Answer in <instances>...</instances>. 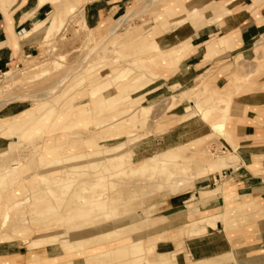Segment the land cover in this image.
Returning a JSON list of instances; mask_svg holds the SVG:
<instances>
[{"label":"rangeland","instance_id":"374dc122","mask_svg":"<svg viewBox=\"0 0 264 264\" xmlns=\"http://www.w3.org/2000/svg\"><path fill=\"white\" fill-rule=\"evenodd\" d=\"M17 1L19 0H12L13 3H7L8 8ZM171 1L138 0L135 4L129 5L123 14L116 16L103 27L98 26L94 29L86 27L82 13L76 12L75 8L71 11L64 4L66 11L63 9L65 14H63V18L65 19L62 21L59 31H55L57 33L52 34L53 36L51 35L49 38H43L39 47L40 54L24 59L18 68L12 64L0 71V99L16 96L19 98L16 101L0 104V124L7 127L5 122H10L18 114L26 115L27 109V113L32 112L29 118L33 121L36 120L27 127L26 132L20 138H15L18 131L13 132L11 136H0V153L8 149L12 141L11 151L8 150L7 153L0 154V167L14 163L20 164L19 168L14 171L12 178L7 183L1 184L2 187L0 185V253L11 252L25 255L26 261L28 260L26 264H148V259L150 262H156V264H188L191 261H196L182 254L184 252L183 236L185 234L187 236L184 229L185 231L188 229V227H183L186 222L182 217L186 214L189 216L195 210H197L195 212L197 214L200 208L206 206L205 204L208 205L210 201L216 200L217 195L202 203L201 206V202L199 203L197 198L200 189L205 191V189L212 190L214 188L221 196L228 184V179L223 178L216 185L213 184L212 180L222 173V168H228L223 163L225 160L233 161L236 159L231 150H224L223 152L221 149L219 139H226L225 131H211L210 120H213V116H209L210 120L206 123L200 117L201 112L197 113V110H199L198 107L206 110L215 106L216 99L219 97L223 99L219 105H226V102L229 101L226 118L228 119L233 98L247 92L264 90V85L258 83L264 77V36L256 41L252 49L253 58L247 60L235 58L227 65L229 67L222 71L211 70L199 76L194 83L178 84L176 81L174 82V79L168 80L173 74V69L169 68L173 66L172 62L167 63L168 58L162 57L160 59L157 57L158 54H154V50L150 51L145 47L148 41L152 39V34L157 26H167L165 7ZM7 4L0 3V9L6 8ZM132 8L134 14L132 13L128 21L123 23L114 34H109L117 18L119 19L129 13ZM42 33L44 32L39 31L37 34ZM120 47H122L121 50L118 49ZM140 50L141 53H139ZM44 63H47L46 66L48 67V71L43 73L46 75L41 74V78L40 75H38L39 77L35 76L34 74L38 70H33V68ZM56 65L57 68H55ZM85 66L86 68H84ZM128 66L130 73L126 77L127 80L116 83L109 88L110 85L108 84H111L115 74ZM87 67L91 69H87ZM82 68L83 72L80 70ZM6 71L12 75V81L9 82L8 87H5V84L8 83L5 82L3 75ZM143 75L146 77L141 82L134 84L136 88L132 92L129 91L131 93L125 89L121 94L114 95L117 93L118 87L124 86L127 81ZM189 79L187 77L184 81L188 82ZM217 79L219 80L218 83H216ZM61 80L65 81L59 84ZM100 84H102L103 89ZM95 87L102 91L91 92ZM49 89L53 91L52 96L48 95ZM106 96H110L107 101L109 105H113L119 99H126L128 96L129 98L125 101V105L122 104L110 109L109 107L95 109L97 102L107 98ZM131 96L137 100L132 101ZM143 105L149 106L150 109L142 118L139 107ZM188 106L189 108H187ZM43 112L46 113L42 114ZM169 119L172 120L167 123ZM228 122L229 120L225 121L224 128ZM170 123H172L171 126L174 124L173 128L180 124L186 125L184 129H179L187 133L185 140L186 138L190 139L186 144L189 145L193 141L198 144L197 148L185 147L186 144L180 145L184 146L181 149L187 150H185L186 156L179 161L177 160V163L182 162L185 167L188 166L189 174H195L199 167L208 163H216L219 168L204 178L193 181L190 184L193 187L189 185L186 190L180 193H175L169 186V183L175 179L173 177H177L179 173L178 169H175L176 162L169 164L164 170H156L154 174L153 172L141 173L143 178L140 173V176L130 173L135 177L130 179V175L123 174L126 172L125 170L121 172L122 168L132 161L136 162L167 150L168 146L158 144H161L159 140L162 136L173 129L171 126L169 127L168 124ZM163 125L170 129L167 130ZM24 126L25 124H23ZM130 131L133 132V136H126V132ZM76 133L81 135L78 136ZM3 134L4 131L0 130V135ZM109 137H116L117 139L113 140ZM118 142L122 143V151L120 152H130L132 161L113 164L114 160L111 158L116 153L112 154L106 149L118 144ZM48 148H53L52 152H46ZM69 148L72 150L71 153ZM81 150L86 153L93 151H99V153L94 154V157L92 155L87 156L85 158L87 164H83L86 160L79 162L80 168L78 170L64 164L62 166L47 164L51 155L64 158L72 153H80ZM110 159L111 161H109ZM225 171L226 177L229 173L227 170ZM116 172L127 176L128 181L127 177H121L120 174V177L116 176L118 175L115 174ZM168 172L174 173L172 180H169ZM152 174L154 175L153 178L151 177ZM56 175L61 177L60 181L64 179L62 182L65 183L62 185L55 183L58 181L54 180ZM110 175H113L114 178H111ZM149 175H151L150 178ZM96 177L102 179V182L98 178L95 179ZM91 181L95 184L93 185L94 188ZM115 183L118 187L115 186ZM37 185L39 186L37 187ZM74 187L77 188L73 189ZM188 191H191V194L180 199H190V202L185 204L181 202L182 200L179 202L183 206L186 205L187 209H185L186 206L173 209L172 204L167 205V200L171 195ZM37 193L39 194L35 205L38 208L32 212V203L35 201ZM129 199L131 200L129 201ZM102 200H105L107 206L104 212L96 204ZM224 200L231 205L228 197H224ZM188 204L190 205L188 206ZM229 207L225 214L228 222H231L232 212ZM113 208L117 209L114 216H112L113 210L116 212V209ZM98 211L100 212L97 213ZM87 213H90L89 216H84ZM103 213H108V216ZM147 213L153 214L151 220L144 218ZM197 215L198 217L203 216L202 213ZM4 217L5 219H3ZM174 219L177 220L173 222ZM174 223L177 226H172ZM118 228L122 229L120 233L122 237L111 241L108 245L105 244L102 251L122 247L121 253L118 255L112 253L107 257L101 258V256L99 259H89L92 253L98 252L96 249L99 248H94L96 238ZM150 240H155L154 252L150 256L144 251L138 255L131 254L130 251L135 249L138 244L142 245L143 242L146 243ZM131 241L136 242L129 244L126 249L124 246ZM164 241H172V244L158 245L159 242ZM80 244L82 248L78 247ZM46 245L51 246L53 254L56 255L55 258H45V255L41 254ZM65 245L71 248V251L67 250L68 247ZM36 251L38 252L36 253ZM163 251L169 252L162 253ZM172 254H174L173 263L169 261ZM216 260L220 261L215 263ZM208 262L210 264H254L248 261H238L234 259L233 255H224ZM256 264H264V262Z\"/></svg>","mask_w":264,"mask_h":264},{"label":"crops","instance_id":"0c3cea01","mask_svg":"<svg viewBox=\"0 0 264 264\" xmlns=\"http://www.w3.org/2000/svg\"><path fill=\"white\" fill-rule=\"evenodd\" d=\"M49 1L38 5L39 0H19L5 11L0 9V71L12 64L20 65L24 59L40 54L39 47L45 37L44 33L37 32L27 38L24 33L32 30L35 22L45 20L57 12L59 2L61 6L68 3L76 12L82 13V19L89 29L103 27L123 14L129 5L138 2ZM191 10L198 11V18L186 20L175 27V23L185 19ZM165 11L168 24L166 27L157 26L150 41L153 40L157 46V51H153L158 54L157 57L168 58L166 62H172L173 66L169 68L173 69V74L168 80L174 79L178 84L194 83L199 76L211 70L222 71L235 58H253L254 42L264 36V0H172ZM187 77L190 78L188 82L184 81ZM258 83L264 85V77ZM228 120L224 128L226 139L220 138L219 142L222 151L231 150L236 159L223 162L228 168H222L221 171L227 170L229 173L224 178L228 179L225 191L221 193L222 196H217L216 200L198 210L203 216L190 213L183 217L186 222L184 228L203 217H208L216 225H207L205 232L200 235H184L182 254L196 261L233 255L238 261L256 264L264 262V90L247 92L233 98ZM185 127L180 124L173 128L170 133L162 136L159 140L161 144L158 145L174 148L186 144L190 139L185 140L187 133L179 130ZM190 194L191 191L171 195L167 205L172 204L173 209L180 208L183 206L179 203L182 200L180 198ZM224 197L230 199L228 201L231 205L225 202ZM181 202L185 204L190 199ZM228 207L232 212L230 224L225 214ZM167 244H172V241L158 243L160 246ZM124 247L127 249L128 245ZM43 248L41 254L45 258L56 257L51 246ZM121 249L117 247L109 250L108 256L112 253L120 254ZM130 252L133 254V250ZM25 257L11 252L0 253V264H26L28 260ZM169 259L173 263L174 254Z\"/></svg>","mask_w":264,"mask_h":264},{"label":"bare ground","instance_id":"6f19581e","mask_svg":"<svg viewBox=\"0 0 264 264\" xmlns=\"http://www.w3.org/2000/svg\"><path fill=\"white\" fill-rule=\"evenodd\" d=\"M12 0H8V1H6V0H0V3L2 4V2H4L5 4H7V3H13V2H11ZM46 1H48V0H39V3H37L38 5H41V4H43L44 2H46ZM62 1H64V0H62ZM148 1V0H147ZM18 2V1H17ZM16 2V3H17ZM50 3L51 2H57V0H50L49 1ZM69 2V1H68ZM154 2V1H153ZM61 2H59V5L60 6H58V11L57 12H55V13H53V14H51V15H49L48 16V18L47 19H45V20H43L42 19V21H38V22H35V24H34V26H33V28H32V30H30V31H26L24 34V37H29V36H31L32 34H34V33H37V32H39V31H43L44 32V35H45V37H48L49 38V36H51L52 34H54V33H57L58 31H59V28H60V26H61V24H62V21L65 19V18H63V16L65 15L64 14V11H63V9H65L68 5V3L67 4H65L66 5V7H64V4H62V6H61V4H60ZM152 3V2H151ZM15 4V3H14ZM141 4V3H140ZM146 4V3H145ZM49 5H51V4H49ZM72 5V4H71ZM142 5V4H141ZM148 5V4H147ZM64 7V8H63ZM139 7H140V5H139ZM37 8V7H36ZM60 8H62L61 9V13H60ZM68 9L70 8V10L72 11L73 9H74V7L73 6H68L67 7ZM6 9H8V4L6 5V8H3V11H5ZM54 9V8H53ZM135 9V8H134ZM34 10H36V9H34ZM75 10V9H74ZM65 11H66V9H65ZM134 10H133V8L130 10V12L129 13H126L125 15H123V16H121L119 19L117 18V21H116V23H115V25L112 27V29L110 30V33L109 34H114L116 31H117V29L124 23L125 24V22L126 21H128V19H129V17L132 15V13L134 14V12H133ZM192 11V10H191ZM67 12H68V10H67ZM30 14V13H29ZM64 14V15H63ZM137 15V14H136ZM26 16V15H25ZM24 16V17H25ZM198 11L197 10H194V11H192L191 13L189 12V14L186 16V18L185 19H180V21H177L176 23H175V27L176 26H179V25H181V24H183L186 20H194V19H197L198 17ZM23 17V18H24ZM28 17V14H27V16L25 17V18H27ZM12 18V17H11ZM24 18V19H25ZM25 22V21H24ZM83 22V21H82ZM84 24V23H83ZM33 25V24H32ZM83 26V25H82ZM65 29V28H64ZM120 29V28H119ZM29 30V29H28ZM55 31H57V32H55ZM20 36V35H19ZM53 36V35H52ZM23 37V36H22ZM21 38V37H20ZM47 39V38H46ZM103 42V41H102ZM101 42V43H102ZM89 43H90V41H89ZM101 43H100V45H101ZM254 43H256V41L254 42ZM129 45V44H128ZM254 45V44H253ZM98 46H99V44H98ZM126 46V45H125ZM97 47V46H96ZM96 47H95V49H96ZM124 47V46H123ZM146 49H149L150 51H152V50H154L155 52L157 51V46H155V43H154V41L152 40V41H150L149 43H147L146 44ZM91 48V47H90ZM121 48L122 47H120V48H118L119 50H121ZM137 48V47H136ZM135 48V49H136ZM116 49V48H115ZM145 49V48H144ZM117 50V49H116ZM134 50V49H133ZM133 52V51H132ZM48 53V52H47ZM90 53V52H89ZM129 53V52H128ZM139 53H141V50H140V52ZM133 54V53H132ZM137 54V53H136ZM131 55V54H130ZM132 57V56H131ZM80 58V57H79ZM83 58V57H82ZM84 58H86V57H84ZM105 59V58H104ZM81 61V60H80ZM100 61V60H99ZM103 61V60H102ZM52 62V61H51ZM136 62V61H135ZM54 64V62L52 63V65ZM56 64V63H55ZM59 64V63H58ZM97 64H99V62H97ZM104 64V63H103ZM47 65V63H44L43 65H36L34 68H33V70L34 69H36V70H38V72H36L34 75L35 76H38V75H40V78H41V74L44 76V75H46V74H43V73H46L47 71H48V67L46 66ZM49 65H51V64H49ZM133 65V64H132ZM135 65V64H134ZM133 65V66H134ZM78 66V65H77ZM83 66V65H82ZM82 66H80V67H82ZM86 66H88V65H86ZM86 66L84 67V68H86ZM62 67V66H61ZM55 68H57V65H56V67ZM54 68V69H55ZM60 68V67H59ZM93 68V67H92ZM125 68V67H124ZM74 69V68H73ZM87 69H91L90 67H87ZM87 69H85V70H87ZM129 66L127 67V68H125V69H122V70H120L118 73H116L115 74V76L113 77V80L111 81V84H108V85H110L109 86V88H111V86H113L114 84H116V83H119V82H124V81H126L127 80V76L129 75ZM52 70H53V68H52ZM81 71L83 70V68L82 69H80ZM51 71V70H50ZM84 71V70H83ZM82 71V72H83ZM25 72V71H24ZM68 72V71H67ZM66 72V73H67ZM72 72V71H71ZM258 72V71H257ZM70 74V73H69ZM4 76H5V82H7L8 84H5V87L7 86H9V82H11L12 81V75H10V72L9 71H6V72H4V74H3ZM72 75V74H71ZM71 75H69V76H71ZM67 76V75H66ZM66 76H63L64 78L66 77ZM151 76V75H150ZM155 76V75H154ZM39 77V76H38ZM61 77H62V75H61ZM144 77H146V75H143V76H139L138 78H134V79H131V80H129V81H127V83L124 85V86H121V87H118V91H117V93H113L114 95H117V94H121V92L123 91V90H125V89H127L128 90V92L129 91H133V90H135V88H136V86L134 85V84H136V82H141L143 79H144ZM238 77V76H237ZM31 78V77H30ZM151 78H152V76H151ZM153 78H155V77H153ZM239 78V77H238ZM35 79V78H34ZM37 79V78H36ZM30 80V79H29ZM28 80V81H29ZM33 80V79H32ZM59 80V79H58ZM237 80V79H236ZM239 80V79H238ZM27 81V80H26ZM27 81V82H28ZM31 81V80H30ZM34 81V80H33ZM65 81V80H64ZM63 80H61L60 81V83L59 84H62L63 82H64ZM16 82V81H15ZM23 82H24V80H23ZM18 84V83H17ZM154 84V83H153ZM22 86H23V84H21ZM101 86H102V84H100ZM236 85V84H235ZM54 87V86H53ZM98 87H100V86H98ZM98 87H95V88H93L92 90H91V92H95V93H98ZM105 87V86H104ZM225 87V86H224ZM227 87H229V86H227ZM227 87H226V89H227ZM50 88V87H49ZM55 89H57V87H55ZM101 89V88H100ZM102 89H103V86H102ZM104 89H106V87L104 88ZM225 89V90H226ZM52 90H54V89H52ZM46 91V90H45ZM99 91H102V90H99ZM54 92H56V91H54ZM112 92V91H111ZM131 92H129V93H131ZM223 92V91H222ZM229 92V91H228ZM219 93V92H218ZM224 93V92H223ZM227 93V92H226ZM231 93V92H230ZM52 94H53V91H50V89H49V91H48V95H51L52 96ZM39 96V95H38ZM108 96V95H107ZM106 96V97H107ZM29 97V96H28ZM95 97V96H94ZM194 97V96H193ZM193 97H191V98H193ZM27 98V97H26ZM127 98H129V96L128 97H126V99H119V100H117L113 105H109V102H107L109 99H110V96L109 97H107V98H104V99H102V100H100V101H98L97 102V104L95 105V109L97 108V109H100V108H107V107H109V109L110 108H112V107H115V106H121L122 104H124L125 103V101L127 100ZM131 98V100L132 101H134V100H137V98H133L132 96L130 97ZM19 98L16 96V97H9V98H2V100L0 99V104L1 103H4V102H12V101H16V100H18ZM223 99H221V98H217L216 99V104H214L215 106H213V107H209V109L207 108L206 110H203V108L201 109V107H198V109L199 110H197V113H200L201 112V116L200 117H202V120L204 121V122H206V123H208L209 122V116H213L212 118H213V120H210V129H211V131H215V132H222L223 130H224V123H225V121L226 120H228V119H226L227 118V114H228V109H229V101H227L226 102V105H219V103L221 104V101H222ZM34 101V100H33ZM32 101V102H33ZM37 101V100H36ZM35 102V101H34ZM33 102V103H34ZM70 105V104H69ZM125 105V104H124ZM194 107V106H193ZM52 108V107H51ZM51 108H49L50 110H51ZM187 108H189V106L187 107ZM48 109V110H49ZM149 109H150V107L149 106H140L139 107V112H140V116L143 118L147 113H148V111H149ZM196 108L194 107V110H195ZM47 110V111H48ZM104 110V109H103ZM106 110H108V109H106ZM191 110V109H190ZM27 111H28V109L26 110V115H24L23 113H21V114H18L17 116H14V119H12L10 122H5L6 123V126L7 127H5L4 125H2V124H0V130L1 131H4V134L3 135H0V136H8V135H10L11 136V134H13V132H15V131H18V134H17V137H15V138H20V137H22V135H23V133H25L26 132V129H27V127L31 124V123H33L34 121H36V120H34L33 121V119L31 120V118H29V116L31 117V115H32V112H29V113H27ZM183 111H186V110H184L183 109ZM196 111V110H195ZM171 112V111H170ZM189 113H190V111H188ZM213 112H215V113H213ZM46 113V112H45ZM44 112L42 113V114H45ZM23 114V115H22ZM42 114H39V115H42ZM52 115V114H51ZM181 115V114H180ZM194 115V114H193ZM38 116V115H37ZM36 116V117H37ZM43 116V115H42ZM42 116H41V118H42ZM45 116V115H44ZM43 116V117H44ZM183 116H185V115H183ZM188 116H190V115H188ZM29 118V119H28ZM40 118V117H39ZM141 118V119H142ZM157 118H158V116H157ZM177 118V117H176ZM179 118V117H178ZM181 119L183 118V117H180ZM185 118V117H184ZM37 119V118H36ZM121 120V119H120ZM172 120V119H171ZM170 119L167 121V123H169L170 121H171ZM179 120V119H178ZM113 122H116V121H113ZM118 122V121H117ZM110 123V122H109ZM109 123H107V125H109ZM166 123V122H165ZM176 123V122H175ZM23 124H25V126L23 127ZM103 124H105V123H103ZM162 124V123H161ZM171 124L172 123H170V124H168L169 125V127L171 126ZM46 125V124H45ZM101 125V124H100ZM137 126V125H136ZM164 126V125H163ZM173 126H174V124H173ZM173 126H171V128H173ZM96 127H98V126H96ZM166 129H167V127L168 126H164ZM43 128V127H42ZM148 128V127H147ZM158 129H159V127H157ZM175 128V127H174ZM149 129V128H148ZM164 129V128H163ZM170 129V128H169ZM169 129H167V130H169ZM131 130V129H130ZM165 130V129H164ZM166 130V131H167ZM83 131V130H82ZM94 131V130H93ZM126 131H128V130H126ZM40 132V131H39ZM119 132V131H118ZM121 132H124V131H121ZM71 133V132H70ZM95 133V132H94ZM117 133V132H116ZM132 131H130V132H126V136L127 135H129V137L130 136H133L132 135ZM170 133V132H169ZM72 134H74V133H72ZM77 135H78V133H76ZM119 134V133H118ZM131 134V135H130ZM81 135V134H80ZM80 135H78V136H80ZM112 135V134H111ZM148 135V134H147ZM166 135V134H165ZM73 137H74V135H72ZM76 137V136H75ZM96 137V136H95ZM34 138V137H33ZM109 138H111V139H117L116 137L114 138V137H109ZM136 139V138H135ZM110 140V139H109ZM125 140V139H124ZM19 141V140H18ZM134 141V140H133ZM130 142H132V141H130ZM129 142V143H130ZM199 142V141H198ZM11 145H12V141H11V143H10V147L8 148V149H6L5 151H3V152H1L0 154H5V153H7L8 152V150L9 151H11ZM102 145V144H101ZM121 145H122V143H119L118 142V144H116V145H113V146H111V147H109V148H107L106 149V151H110L112 154H115L114 156H112V160H114V165L115 164H117V163H124V162H126V161H132V154L130 153V152H120V151H122L121 150ZM181 145H184V144H181ZM185 147H187V146H190V147H194V148H197L198 147V144L195 142V141H193L191 144H189V145H184ZM184 146H178V147H174V148H172V146H171V148H168L167 150L165 149V151H163V152H161V153H158V154H156V155H154V156H151V157H148V158H143V159H141V160H138V161H136V162H134V161H132L129 165H127L126 167H123L122 168V170H121V172H124V170L128 173H123V174H125V175H130V179L133 177L131 174H141V173H146V172H153V174H154V172L157 170H164L165 168H166V166H169V164H171V163H173V162H176L177 160L179 161V159H181V158H183L184 156H186L185 155V150H187V149H181V147H184ZM102 147H104V146H102ZM106 147V146H105ZM132 147V146H131ZM70 149V153L72 152V150H71V148H69ZM52 150H53V148H48V149H46V152H52ZM196 151V150H195ZM97 153H99V151L97 152H89V153H86V152H82V150H81V152L80 153H77V154H75V153H72V154H70V155H68V156H66V157H58V156H50L51 158H49V160L50 161H48V163L47 164H53L54 166H62L63 164L64 165H69V166H71V167H74L75 168V170H78V168H80V164H79V162H83L84 160H86L85 158L88 156L89 157V155H96ZM101 154V153H100ZM108 154V153H107ZM106 154V155H107ZM94 155V156H95ZM99 155V154H98ZM103 155V154H102ZM93 156V157H94ZM105 156V155H104ZM100 157V156H99ZM98 157V158H99ZM97 158V157H96ZM101 158H102V156H101ZM111 159L109 160V161H111ZM94 160H95V158H94ZM90 161V160H89ZM92 161V160H91ZM106 161V160H105ZM108 161V162H109ZM78 163V164H77ZM177 163V162H176ZM83 164H87V160H86V162L85 163H83ZM186 164H188V163H186ZM174 165H175V163H174ZM189 165V164H188ZM19 166H20V164H16V163H14V164H11V165H8V166H4V165H2L1 167H0V178L1 177H4L3 179L1 178L0 179V185L1 184H5V183H7V181L8 180H10L11 178H12V176H13V173H14V171L16 170V169H18L19 168ZM174 168V167H173ZM218 168V166H217V164L216 163H208V164H206V165H203L202 167H199L198 169H197V171H196V173L195 174H189V169H188V166H184L183 165V163L182 162H178L177 163V165H176V168L175 169H178V175H177V177H173V178H175V179H173L172 180V176H173V172H168L167 174L169 175V180L171 179L172 180V182H170L169 183V186L170 187H172L171 188V190L172 191H175V193H180V192H183L184 190H186L187 189V187H189V185L190 184H192L193 183V181H197V180H200V179H202V178H204L205 176H207L208 174H210V173H212V172H214V171H216V170H218L217 169ZM236 169V168H235ZM118 172V171H117ZM115 173V174H118V173ZM162 172V171H161ZM131 173V174H130ZM159 173V172H158ZM112 174V173H111ZM114 174V173H113ZM115 174H114V177H116V176H119V174L118 175H116L115 176ZM121 175L120 174V176L121 177H123L124 175ZM140 174H139V176H140ZM152 174V176L151 175H149L148 177L150 178V176L153 178L154 177V175ZM159 174H161V173H159ZM163 174H165L164 173V171H163ZM142 175V174H141ZM162 175V174H161ZM167 175V176H168ZM111 176V175H110ZM109 176V177H110ZM113 176V175H112ZM111 176V178H114V177H112ZM119 176V177H120ZM135 176V175H134ZM19 177V176H18ZM54 177H56V179H54V180H58V181H56L55 183H57V184H64L65 182H62L64 179H62V181H60L59 179L61 178V177H58L57 175L56 176H54ZM118 177V178H119ZM124 177H127V176H124ZM156 177V176H155ZM98 177H96L95 179H97ZM105 178H107V176L105 175ZM104 178V179H105ZM128 177H127V181H128V179H129ZM133 178H135V177H133ZM141 178V177H140ZM142 178H143V175H142ZM141 178V179H142ZM147 178V177H146ZM16 179V178H15ZM14 179V180H15ZM91 179V178H90ZM94 179V178H93ZM99 179V178H98ZM104 179H103V181H104ZM109 179V178H108ZM116 179H117V177H116ZM122 179V178H121ZM44 179H42V181H43ZM87 180V179H86ZM100 180V179H99ZM98 180V181H99ZM102 180V179H101ZM100 180V181H101ZM107 180V179H106ZM114 180V179H113ZM189 180H191V181H189ZM5 181V182H4ZM45 181V180H44ZM108 181V180H107ZM110 181H111V179H110ZM117 181H118V179H117ZM120 181V180H119ZM143 181V180H142ZM16 182V181H15ZM82 182V181H81ZM81 182H79V183H81ZM92 182V181H91ZM97 182V181H96ZM102 182V181H101ZM121 182V181H120ZM124 182V181H123ZM129 182H131V181H129ZM98 183V182H97ZM105 183V182H104ZM134 183V182H133ZM75 184V183H74ZM78 184V183H77ZM87 184V183H86ZM92 184V186L93 185H95V184H93V182L91 183ZM98 184H100V182L98 183ZM103 184V183H102ZM116 184L117 183H115V186H116ZM118 184H119V182H118ZM90 185V184H89ZM111 185V184H110ZM114 185V184H113ZM122 185V184H121ZM128 185V184H127ZM139 185H141V184H139ZM3 185H1V187H2ZM39 185H37V187H38ZM69 186V185H68ZM86 186V185H85ZM92 186H90V187H92ZM114 186V187H115ZM190 186H192V185H190ZM95 186H93V188H94ZM97 187V186H96ZM105 187V186H104ZM116 187H118V186H116ZM193 187V186H192ZM40 188V187H39ZM38 188V189H39ZM67 188V187H66ZM77 187H74L73 189H76ZM87 188H88V186H87ZM86 188V189H87ZM92 188V189H93ZM62 189V188H61ZM65 189V188H64ZM114 189V188H113ZM131 189V188H130ZM133 189V188H132ZM35 190V189H34ZM40 190V189H39ZM84 190V189H83ZM140 190V189H139ZM159 190V189H158ZM219 190V189H218ZM64 191H66V190H64ZM67 191H69V190H67ZM106 192V191H105ZM132 192H133V190H132ZM131 192V193H132ZM138 192H140V191H138ZM154 193V192H153ZM38 194L39 193H37V195L35 196V201L32 203V212L34 211H36V209L38 208V206H36L35 205V203H36V200H37V197H38ZM103 194V193H102ZM134 194V193H133ZM152 194V193H151ZM150 194V195H151ZM73 195V194H72ZM78 195V194H77ZM116 195V194H115ZM132 195V194H131ZM135 195V194H134ZM148 195V194H147ZM218 196V197H220V193L218 194L217 193V191H216V189H212V190H207V189H205V191H201V189H200V192H199V194H198V196H197V198H198V200H199V203L201 202V206L203 205L202 203H205V202H207L210 198H214V196ZM33 196V195H32ZM74 196V195H73ZM141 196V195H140ZM139 196V197H140ZM177 196V195H176ZM216 196V197H217ZM222 196V195H221ZM75 197V196H74ZM73 197V198H74ZM143 197V196H142ZM78 199H79V197H78ZM84 199V198H83ZM133 199V198H132ZM218 199H220V198H218ZM81 200V199H80ZM131 199H129V201H130ZM197 200V201H198ZM76 201H77V199H76ZM127 201V200H126ZM74 202V201H73ZM128 202V201H127ZM126 202V203H127ZM78 203H80V202H78ZM124 203V202H123ZM122 203V204H123ZM194 203V202H193ZM196 204H197V202H195ZM222 203V202H221ZM15 205H16V203H14ZM18 205H19V202L17 203ZM76 204V203H75ZM96 204H97V206L101 209V211H106V208H107V206H106V204H105V200H102V201H98V202H96ZM125 204V203H124ZM21 205V204H20ZM120 205H121V203H120ZM190 204H188V206H189ZM194 206H197V205H195V204H193ZM12 206V205H11ZM11 206H10V208H11ZM14 206V205H13ZM17 206V205H16ZM117 206H119V205H117ZM186 206V205H185ZM81 207V206H80ZM192 207V206H191ZM191 207H189L190 209H191ZM9 208V209H10ZM82 208V207H81ZM193 208V207H192ZM215 208V207H214ZM113 209H116V208H113ZM185 209H187V206H186V208ZM110 210H112V209H110ZM192 210V209H191ZM115 210H113V213L114 214H112V213H110V214H112V216H114L115 215V213H117V209H116V212H114ZM145 211L147 212V210L145 209ZM190 211V210H189ZM193 211H194V209H193ZM197 210H195L193 213H195ZM100 211H98L97 213H99ZM145 212V213H146ZM91 213V212H90ZM90 213H87V214H84V216L86 215V216H89V214ZM96 213V214H97ZM189 213V212H188ZM92 214H94L93 212H92ZM95 214V215H96ZM105 216L107 215L108 216V213H103ZM144 214V213H143ZM196 214V213H195ZM197 214H199V213H197ZM4 215H6V214H4ZM98 215V214H97ZM96 215V216H97ZM103 215V217H105ZM116 216H117V214H116ZM152 216H153V214L152 213H147V214H145V219L146 220H151V218H152ZM191 216V215H190ZM183 218V217H182ZM185 218V217H184ZM3 219H5V217L3 218ZM2 219V220H3ZM70 219V218H69ZM107 220V219H106ZM104 221V220H101V221H103V222H107V221ZM154 220H156V219H154ZM175 220H177V219H175ZM99 221V220H98ZM167 221V220H166ZM150 222H152V221H150ZM150 222H149V224H150ZM174 222V221H173ZM217 222V221H216ZM145 223H146V221H145ZM153 223V222H152ZM4 224V223H3ZM169 224V223H168ZM185 224V223H184ZM183 224V225H184ZM151 225V224H150ZM149 225V226H150ZM153 225V224H152ZM207 225H212V226H214V225H216V224H214V223H211L210 221H209V218L208 217H203V218H201L200 220H194V221H192L189 225H188V229H187V231H185V229H184V233H186L187 232V236H196V235H200V234H202V233H204L205 232V229H206V226ZM130 226V225H129ZM135 226V225H134ZM159 226V225H158ZM136 227V226H135ZM156 227V226H155ZM134 228V227H133ZM172 228V227H171ZM126 229V228H125ZM121 228H118V229H114V230H112V231H109L108 233H106V234H104L102 237L101 236H98L97 238H96V241L94 242V245H95V249L96 248H99V249H96V250H98V252H96V254H94V253H92V255H90L89 256V259H93V258H98L99 259V257H101V258H103V257H107L108 256V253H109V250H113V249H115V248H117V247H115V248H112V249H109V250H105V251H102L104 248L103 247H105V244H109L111 241H113V240H118L119 238H121L122 237V234H120L121 233ZM186 235V234H185ZM134 242H136V241H131V242H129V243H127V245H129V244H132V243H134ZM154 243H155V240H150V241H147L146 243H142V245L141 244H138V246L135 248V249H133V254H140L141 253V251H144L148 256H150V254H152L154 251ZM89 245H91V244H89ZM66 246V245H65ZM64 246V247H65ZM81 246V244L78 246V247H80ZM92 246V245H91ZM126 246V245H125ZM63 247V248H64ZM66 247H68V246H66ZM71 247V246H70ZM77 247V248H78ZM75 247H73V249H74ZM80 248H82V247H80ZM101 248V249H100ZM70 250L71 248H67V250ZM72 249V250H73ZM75 250V249H74ZM71 251V250H70ZM68 254V253H67ZM78 254V253H77ZM81 256V255H80ZM173 257V256H172ZM171 257V258H172ZM87 259V258H86ZM220 260L222 259V258H219ZM146 260V259H145ZM219 260V261H220ZM208 261H210V260H203V261H191V262H189L188 264H210V262H208ZM218 260H216V262L215 263H218L219 262ZM88 262V261H87ZM147 263L148 264H156V262H150L149 261V259L147 260ZM165 264V263H164Z\"/></svg>","mask_w":264,"mask_h":264},{"label":"built area","instance_id":"2783aa9c","mask_svg":"<svg viewBox=\"0 0 264 264\" xmlns=\"http://www.w3.org/2000/svg\"><path fill=\"white\" fill-rule=\"evenodd\" d=\"M18 67H19V65H16V68H18ZM225 175H226V171H222L221 174L215 176L213 178V180H212L213 181V184L216 185L218 182H221L222 179L225 178Z\"/></svg>","mask_w":264,"mask_h":264}]
</instances>
